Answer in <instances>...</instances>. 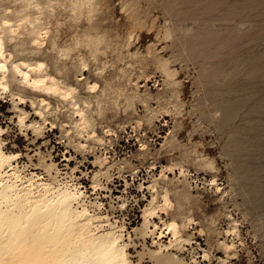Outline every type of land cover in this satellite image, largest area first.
<instances>
[{
    "label": "clouds",
    "instance_id": "9594fccd",
    "mask_svg": "<svg viewBox=\"0 0 264 264\" xmlns=\"http://www.w3.org/2000/svg\"><path fill=\"white\" fill-rule=\"evenodd\" d=\"M162 5L0 0V100L13 114L0 128V264H232L242 254L254 264L250 245L264 249V229L249 222L251 181L225 151L238 134L216 127L221 109L204 120L192 104L208 106L209 81L224 88L233 72L195 22ZM53 129L61 153L46 138ZM121 133L135 153L115 152ZM7 136L24 150L10 151ZM134 208L141 222L130 226Z\"/></svg>",
    "mask_w": 264,
    "mask_h": 264
},
{
    "label": "rangeland",
    "instance_id": "374dc122",
    "mask_svg": "<svg viewBox=\"0 0 264 264\" xmlns=\"http://www.w3.org/2000/svg\"><path fill=\"white\" fill-rule=\"evenodd\" d=\"M172 1L163 0L161 11L166 16L171 15L176 21L178 20V23L195 22L200 34L218 46L221 55L220 70L227 69L233 72V77L224 88L216 87L214 80L209 81L210 87L204 96L209 101L208 106H203V100L200 97L193 99L192 104L199 108L201 119L204 120L207 119L206 113L210 110L221 109L225 114L224 120L216 127H220L223 133L238 134L236 140L228 145L225 151L231 155L237 167L243 170L251 181L248 190L252 199L247 205V211L253 229L259 231L264 229V0H176L175 4ZM241 22L250 23L253 26L252 30L240 34L236 25ZM147 39L150 37H144V40ZM82 74L87 75L86 72ZM149 83L151 86V82ZM10 107V103L0 100V126L2 127L8 126L7 118L13 115L9 111ZM22 107L31 111L30 105ZM33 118L38 119V117ZM166 132L167 128L163 127L161 122L160 136L165 135ZM57 136H59V130L53 129L47 133L46 138L51 142L50 147H55L56 152L61 153L64 149L57 143ZM120 137L115 146V152L119 156L123 157L137 151L135 139L129 140L123 133ZM5 138L17 145L16 149H12L9 144L10 151L24 150L26 141L23 137L16 136L14 140L12 136ZM158 144L159 140H157V146ZM209 152L215 154L211 149ZM56 158L58 161L61 159L60 156ZM167 162L166 158L159 160L157 170L161 165H167ZM69 163L71 165L74 162ZM87 167L92 166L89 164ZM144 174V168L141 167L138 175ZM112 187L113 195H119L124 185L122 181L116 180ZM129 191L139 195L135 189ZM214 199V197L205 196L209 204L207 209L209 214L216 210L217 205L212 203ZM143 204L144 201H141L139 207ZM127 214L130 226H136L141 222L139 208L131 209ZM222 226L226 228L227 222L222 221ZM196 242L202 248L206 247L202 237L197 236ZM250 247L255 257L254 264H264V249L251 245ZM216 255L222 257L223 253L217 252ZM232 264H247V258L242 254L240 260L233 261Z\"/></svg>",
    "mask_w": 264,
    "mask_h": 264
},
{
    "label": "bare ground",
    "instance_id": "6f19581e",
    "mask_svg": "<svg viewBox=\"0 0 264 264\" xmlns=\"http://www.w3.org/2000/svg\"><path fill=\"white\" fill-rule=\"evenodd\" d=\"M173 2V1H172ZM171 4V3H170ZM174 5V4H173ZM242 11V10H241ZM231 16V15H230ZM223 17V16H222ZM233 19V18H232ZM178 21V20H177ZM227 62V61H226ZM243 70V69H242ZM246 73V72H245ZM253 75V74H252ZM0 84H3V79H0ZM237 91V90H236ZM0 94H3V93H0ZM245 101V100H244ZM241 102V101H240ZM242 104V103H241ZM0 128H2V126H0ZM168 163V162H167ZM166 164V163H165ZM161 166H164V165H161ZM160 166V167H161ZM49 226H51V227H53V230L55 231V225H52L51 224V221H49V224H46L44 227H45V229H47ZM71 233L69 234V236L67 237V239L69 240V241H71ZM78 241H76V242H71V243H69V245H68V247H71V246H73V244L74 243H77Z\"/></svg>",
    "mask_w": 264,
    "mask_h": 264
}]
</instances>
